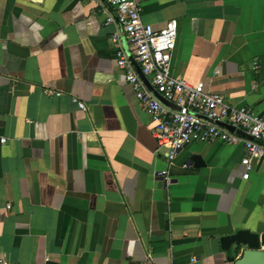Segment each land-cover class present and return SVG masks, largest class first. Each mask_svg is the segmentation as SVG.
<instances>
[{
	"label": "crops",
	"instance_id": "obj_1",
	"mask_svg": "<svg viewBox=\"0 0 264 264\" xmlns=\"http://www.w3.org/2000/svg\"><path fill=\"white\" fill-rule=\"evenodd\" d=\"M112 12L0 0V260L233 264L220 238L241 228L264 248V160L244 178L242 141H194L170 165L116 67L111 37L133 47ZM142 19L178 21L174 75L264 116V0H143Z\"/></svg>",
	"mask_w": 264,
	"mask_h": 264
},
{
	"label": "built area",
	"instance_id": "obj_2",
	"mask_svg": "<svg viewBox=\"0 0 264 264\" xmlns=\"http://www.w3.org/2000/svg\"><path fill=\"white\" fill-rule=\"evenodd\" d=\"M106 1L113 12L106 15L105 23H115L133 47L132 53H127L119 43V32L111 37L116 67L152 118L158 149L165 152L169 164L194 141H242L246 150L244 178H248L253 159L264 160V116L247 106L230 105L224 95L207 90L204 81L191 83L172 73L176 19L155 31L142 19L143 0ZM79 107L85 105L79 102ZM5 141L0 137V142ZM0 264L17 263L1 259Z\"/></svg>",
	"mask_w": 264,
	"mask_h": 264
},
{
	"label": "water",
	"instance_id": "obj_3",
	"mask_svg": "<svg viewBox=\"0 0 264 264\" xmlns=\"http://www.w3.org/2000/svg\"><path fill=\"white\" fill-rule=\"evenodd\" d=\"M198 160L197 156H194ZM221 248L227 253L233 264H264V248L259 233L249 229H237L235 232L220 238ZM242 252L236 258L238 252Z\"/></svg>",
	"mask_w": 264,
	"mask_h": 264
}]
</instances>
